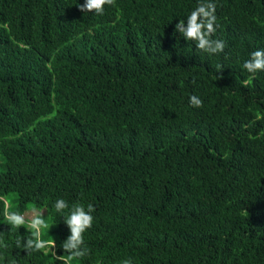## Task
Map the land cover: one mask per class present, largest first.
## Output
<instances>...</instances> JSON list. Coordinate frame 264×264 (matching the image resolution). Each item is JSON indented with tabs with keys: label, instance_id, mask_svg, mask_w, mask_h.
Returning <instances> with one entry per match:
<instances>
[{
	"label": "trees",
	"instance_id": "1",
	"mask_svg": "<svg viewBox=\"0 0 264 264\" xmlns=\"http://www.w3.org/2000/svg\"><path fill=\"white\" fill-rule=\"evenodd\" d=\"M211 2L219 54L175 31L198 0H0V261L62 264L4 213L67 255L64 199L95 208L73 264H264V0Z\"/></svg>",
	"mask_w": 264,
	"mask_h": 264
},
{
	"label": "clouds",
	"instance_id": "2",
	"mask_svg": "<svg viewBox=\"0 0 264 264\" xmlns=\"http://www.w3.org/2000/svg\"><path fill=\"white\" fill-rule=\"evenodd\" d=\"M105 5L114 6L115 0H85V3L79 4L81 12H95L97 15H103ZM216 6L211 0H198L197 6L190 12L186 18L179 20L175 24V31L179 32L186 40L196 42V47L209 54L223 53L226 44L221 39H213L212 36L216 32ZM244 69L251 74L249 81L254 78L257 72L264 71V48L257 49L250 54V58L244 62ZM190 104L194 107H203V102L198 96H191ZM55 209L58 213H65L64 222L70 229V235L62 243V250L67 255H57L55 252V241L42 239L41 229L47 228L48 225L40 215L31 217L24 215L28 209L19 212H5V219L13 227H20L27 224L31 230V236L23 243L26 252H43L44 255H53L59 259L62 264H73V261L83 258L88 254V248L84 244V233L92 227L94 217L92 213L95 211L94 205L88 203L87 206L77 203L69 208L68 203L64 199H58L55 202ZM42 211V209H39ZM26 219L29 220L26 222ZM16 246L21 247V241L17 240ZM0 246L7 248L8 245L0 241ZM0 264H18V262L0 261ZM121 264H132V259L126 258Z\"/></svg>",
	"mask_w": 264,
	"mask_h": 264
},
{
	"label": "rangeland",
	"instance_id": "3",
	"mask_svg": "<svg viewBox=\"0 0 264 264\" xmlns=\"http://www.w3.org/2000/svg\"><path fill=\"white\" fill-rule=\"evenodd\" d=\"M35 211L33 209H28L24 212V215L31 217Z\"/></svg>",
	"mask_w": 264,
	"mask_h": 264
}]
</instances>
